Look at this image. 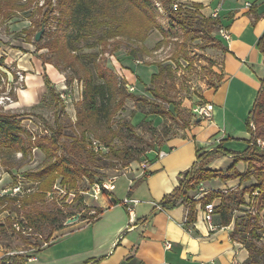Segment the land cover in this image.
Masks as SVG:
<instances>
[{"label": "rangeland", "instance_id": "obj_1", "mask_svg": "<svg viewBox=\"0 0 264 264\" xmlns=\"http://www.w3.org/2000/svg\"><path fill=\"white\" fill-rule=\"evenodd\" d=\"M185 1L177 0L176 3L188 9ZM53 2L55 3V0ZM154 2L156 24L144 42L137 44L123 37L116 40L120 46L119 50L110 51L109 46L104 50L101 47H95L80 51L81 53L98 52L96 67L100 66L106 74L105 79L111 83L112 95H110L111 102L108 105L110 114L107 117H101L99 122L85 121V119L93 118H88L84 114L85 104L82 97L84 82L78 76L73 77V70L67 65L66 55L63 52H53L43 47L48 40L53 39V36L49 37V32L55 31L56 22L54 20L58 13L51 16L47 25L39 26L38 21L43 17L47 7L46 0H33L32 2L22 0V3L31 6L27 9L0 11V57H4L2 61L0 60V111L19 115L18 119H22V124L28 132L26 137H29L35 146L31 155L23 157L21 153H18L15 156L18 165L15 166L14 171L19 175L18 181H21L24 187L36 186V182L28 179L26 173L43 167L48 161L46 150L49 149V142L44 137L50 135V129L54 126L57 116L64 126L63 141L70 144L75 137L79 139L76 151L82 162L94 167L99 174L97 179L109 181L114 178L117 186L114 195L120 200L126 195L124 186L128 183L127 178H134L138 175V172L140 173L148 164L149 159L160 151L167 139L182 134L185 120L191 118V123L194 122L196 117H194L193 109L205 102L204 92L212 84L218 85L220 77L224 76V43L219 32L220 23L211 16H205L201 11L203 4L196 2L191 6L193 10H196L194 12H197L195 16L199 21L196 26L199 28L195 26L188 30L172 18L161 0H154ZM195 4H200L201 7H194ZM39 7H42L41 12H39ZM202 16L211 18L212 22H200L203 19ZM42 27H45V32L41 39L36 41V33ZM131 51L136 54L133 56L130 54ZM20 55L25 58L33 56L42 61L46 60L58 69L64 76L59 84L53 83L56 92L59 93V98L48 90L36 106L27 107L18 104V90L23 89L26 83V72H23L17 64ZM91 63L88 62L94 68ZM155 64L168 68L157 85L164 89L169 99L180 106L182 113L174 119L170 112L174 109L173 105L148 92L144 84L150 83V76L147 77L143 71L139 72L140 67L148 71L150 66L157 68ZM19 72L25 77L24 80L20 79ZM29 84L27 79V86ZM131 87L134 89L131 90ZM62 90L65 94H60ZM132 94L148 98L138 102L134 97L128 96ZM150 109L159 110L165 114L156 115L151 113ZM252 124L254 142L258 131L254 122ZM107 143L116 150L130 149V152L137 158L124 165L123 160L116 156ZM255 143L264 149V133L256 139ZM85 144L87 145L86 150ZM90 149L94 150V155L90 154ZM254 164L257 166L261 163ZM3 171L4 169L1 168V178ZM251 171H255V168L252 167ZM251 176V184L248 186L257 183L255 175ZM11 178L7 176V179ZM10 181L3 180L6 188L2 192L11 189L14 184L13 178ZM56 183L53 190L47 194L45 203L48 211L57 217L54 220L56 225L66 227L67 220L74 216L79 215V220H85L92 219L98 214L101 209L102 196L99 197V201L93 196L91 189L93 184L86 176L77 177V186L74 189H68L62 185L61 177ZM134 186L131 184L130 189ZM198 187L191 190V196L199 191ZM17 188L19 184L12 187L13 193L20 192ZM236 189L234 188L233 191ZM103 196L112 202L111 195L104 194ZM246 197L247 204L233 210V230L235 221L248 217L247 214L250 213L252 216L258 214L260 223L264 226V201L260 203L258 209L255 206L257 196L249 197L247 194ZM220 201L216 200V205ZM7 215V212L0 213V223L6 221ZM19 217L23 219L24 216L21 214ZM28 228L25 233L22 227L19 230L16 229L19 232L8 229V233L0 238V249L8 254L17 255L18 260L23 261L24 258L31 257L50 245L61 230H53L54 226L50 221L44 222L41 229ZM238 236L240 237L239 234ZM235 239L238 240L237 237ZM260 243L264 245V241Z\"/></svg>", "mask_w": 264, "mask_h": 264}, {"label": "crops", "instance_id": "obj_2", "mask_svg": "<svg viewBox=\"0 0 264 264\" xmlns=\"http://www.w3.org/2000/svg\"><path fill=\"white\" fill-rule=\"evenodd\" d=\"M185 2L191 8L193 3L203 4L201 11L207 17H212L219 8L216 18L219 28L223 27L231 34L229 40L221 37L224 76L218 85L204 92L205 101L214 103L212 119L200 122L194 119L182 134L167 139L160 149L167 154L160 158L157 152L149 159L143 173L128 177L124 186L126 195L121 200L114 195L115 183L114 192L109 195L117 202L112 203L102 195L101 200L98 199L103 210L99 218L68 223L50 245L19 264H244L249 257L244 243L231 237L234 222L224 226L219 214L214 213V229H211L201 201L210 191L242 189L251 184L252 179L232 176L203 182L194 194L198 202L193 222L188 221L186 203L161 208V201L179 187L186 172L197 166L241 174L249 170L247 162L237 160L231 154L210 156L209 153L218 147L241 152L249 145L251 133L247 122L264 80V55L257 45L264 34V0ZM17 62L26 72L25 86L17 93L21 106L33 107L41 102L48 92L44 75L56 85L64 79L53 64L33 56L20 55ZM155 69L150 66L148 71L140 67L139 72L151 77ZM3 173L0 192L6 188L3 180H12L8 172ZM131 184L135 186L129 195ZM128 195L140 201L135 207L133 221L123 203ZM216 200L221 198L213 201L216 203ZM6 254L0 249V264Z\"/></svg>", "mask_w": 264, "mask_h": 264}, {"label": "trees", "instance_id": "obj_3", "mask_svg": "<svg viewBox=\"0 0 264 264\" xmlns=\"http://www.w3.org/2000/svg\"><path fill=\"white\" fill-rule=\"evenodd\" d=\"M176 1L161 0L166 10L178 24L188 30L195 28L199 21L195 16L197 12L194 11L196 10L191 7H188V9L182 8V4L175 9L173 5ZM45 5L47 7L43 17L38 21L39 26L47 25L54 13L57 12L58 15L54 20L56 22L55 31L49 32V37L53 36V39L48 40L43 47H47L53 52H63L66 55L67 65L73 70V77L78 76L84 82L82 91L85 104L84 114L88 118H93L85 119V121L94 120L99 122L101 117H107L110 114L108 105L111 102L110 95H112L111 83L105 79L106 74L100 66L96 67L98 52L81 53L80 51L95 47H101L104 50L109 46L110 51L119 50L120 46L116 40L123 37L137 44L144 42L156 24L155 2L154 0H55L54 3L53 0H46ZM30 6V4L22 3V0H0V11H12L17 8L27 9ZM194 7H201V5L195 4ZM41 11L42 7H39V12ZM202 18L200 22H212L211 18L203 16ZM196 28L199 27L196 26ZM257 45L264 55V34L259 38ZM142 49L146 51L144 47ZM130 54L134 56L136 53L131 51ZM3 58L1 56L0 60L2 61ZM43 62L48 63L46 60ZM88 62H92L94 68ZM155 66L157 67L156 71L151 74L150 83L144 84L145 88L153 96L165 99L173 105L174 109L170 112L171 117L174 119L182 113L180 106L169 99L164 89L157 85V82L163 78L165 70L168 68L158 64H155ZM221 79L222 77H220ZM44 80L50 93L59 98V93L56 92L54 84L47 75H44ZM213 86L216 85L212 84ZM128 96L134 97L138 102L148 98L137 94ZM150 110L151 113L156 115L165 114L159 110ZM18 117L17 114L0 111V167L12 176L14 180L12 187L21 182L18 181L19 175L14 171L15 166L18 165L15 156L18 153H21L23 157L31 155L32 149L35 147L32 140L26 137L28 132L22 124V119H18ZM252 122H254L258 131L255 136L256 141L264 133V80H262L261 89L247 122L251 133L248 147L241 152L218 147L209 153L210 156L219 153L231 154L237 160L247 162L249 164L247 173H230V171L224 172L197 166L182 176L179 187L161 201V208H173L181 203H186L188 221L193 222L198 200L190 195L191 190L213 178L229 179L232 176H240L243 180H247L254 174L257 179L256 184L242 189L238 188L235 191H210L202 198L201 202L205 205L216 198H221V202L215 208V213L219 214L221 224L224 226L232 222L234 208L237 209L239 206L247 204V194L252 197L253 192L258 191L255 206L259 209L260 203L264 201V149L257 146L255 141L253 142ZM190 124L191 118L185 120L184 128H187ZM50 130V135L44 137L49 142V149L46 150L48 161L44 163L43 167L26 173V177L36 182V186L30 188L24 187L25 185L22 184L21 192L16 194L13 193L12 187L6 192H0V213L7 212L8 214L6 221L0 223V238L8 233L10 228L15 232H19L14 226L15 223L25 228L41 229L44 222L50 221L54 226L53 230L64 228L63 225L54 223L57 217L53 216V213L45 207L47 194L57 185L56 181L59 177H61V184L68 189L76 188L77 177L81 176H86L92 184L103 182L102 179H97L99 174L94 170V167L90 164H84L77 154L76 148L79 145V139L75 137L70 144L63 141L64 126L58 116ZM107 146L111 147L109 143H107ZM254 147L255 149H253ZM86 148L87 145L85 144V150ZM111 149L117 157L123 160L124 165L137 158L135 154L130 152V149L116 150L114 147H111ZM89 152L94 155L93 149H90ZM254 163L261 164L256 166ZM252 167L255 168V171H251ZM103 191L106 195L112 194L105 188ZM130 193L131 189L129 195ZM102 212L103 210L100 209L95 217L99 218L98 216ZM21 214L24 216L23 219L19 217ZM247 216L235 221V229L232 231L231 237L234 240L237 237L238 240L244 243L249 252V257L244 264H264V245L260 243L264 226L261 225L258 214L252 216L250 213ZM1 264H19L18 256L6 254Z\"/></svg>", "mask_w": 264, "mask_h": 264}, {"label": "built area", "instance_id": "obj_4", "mask_svg": "<svg viewBox=\"0 0 264 264\" xmlns=\"http://www.w3.org/2000/svg\"><path fill=\"white\" fill-rule=\"evenodd\" d=\"M175 8H177L179 6L178 3H175L173 5ZM219 8L216 9L213 13H212V17L213 18H217L219 16ZM219 32L221 34V36L225 39V40H229L231 38V34L228 30H226L225 28H219ZM134 88L131 87V90H133ZM60 94H65L63 92V90L61 91ZM193 112H194V117H197V116H200L202 119H205V120H211L212 117H213V113H214V103L210 102V101H205L204 103L198 105L197 107H195L193 109ZM251 126H253V124L251 123ZM35 150V149H33ZM167 154V152L165 150H160L159 153H158V156L160 158L164 157L165 155ZM115 179L112 178L110 179L109 181H103V182H95L93 183L91 189H92V193H93V196L96 198V199H99L100 196L104 195V188L107 189L109 192H112L114 189H115ZM19 191L21 192L22 190V183L19 182ZM253 195L254 196H258V191L256 192H253ZM198 199V198H196ZM140 201L138 199H135V198H132L130 196H127L124 200H123V203L124 205L126 206V209H127V212L129 214V218H130V221H133L134 220V216H135V213H134V210H135V207L136 205L139 203ZM215 208H216V203L215 201H212L210 203H207L204 205V217H205V220L206 222L210 225V228L211 229H214L213 227V223H212V220H213V215L215 213ZM262 216V215H261ZM263 218V217H262ZM14 226L16 227V229H20L21 225H19L18 223H15ZM23 228V232L25 233V230L29 229V228H25V227H22ZM191 231V229H189ZM22 231V230H20ZM260 241H264V230L261 234V240ZM45 245H47V243H45ZM169 245V244H168Z\"/></svg>", "mask_w": 264, "mask_h": 264}, {"label": "water", "instance_id": "obj_5", "mask_svg": "<svg viewBox=\"0 0 264 264\" xmlns=\"http://www.w3.org/2000/svg\"><path fill=\"white\" fill-rule=\"evenodd\" d=\"M44 32H45V27H42V29L36 33L35 40L39 41ZM201 120H202V118L200 116L196 117V122H200ZM111 200L113 201V203L117 202V199L115 197H112ZM78 219H79V215L74 216L73 218H70L67 220V224L76 222Z\"/></svg>", "mask_w": 264, "mask_h": 264}, {"label": "bare ground", "instance_id": "obj_6", "mask_svg": "<svg viewBox=\"0 0 264 264\" xmlns=\"http://www.w3.org/2000/svg\"><path fill=\"white\" fill-rule=\"evenodd\" d=\"M19 75H20V79L24 80L25 77L23 76V74L21 72H19ZM17 189H19V188H17Z\"/></svg>", "mask_w": 264, "mask_h": 264}]
</instances>
